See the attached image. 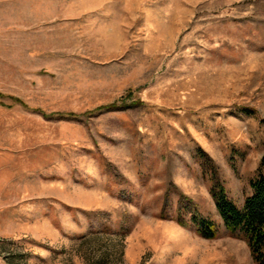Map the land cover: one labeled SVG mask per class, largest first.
Segmentation results:
<instances>
[{"label":"rangeland","instance_id":"374dc122","mask_svg":"<svg viewBox=\"0 0 264 264\" xmlns=\"http://www.w3.org/2000/svg\"><path fill=\"white\" fill-rule=\"evenodd\" d=\"M263 119L264 0H0V264H256L196 149L241 204Z\"/></svg>","mask_w":264,"mask_h":264},{"label":"trees","instance_id":"16d2710c","mask_svg":"<svg viewBox=\"0 0 264 264\" xmlns=\"http://www.w3.org/2000/svg\"><path fill=\"white\" fill-rule=\"evenodd\" d=\"M140 102V101H138ZM138 102H135L137 104ZM116 105L101 106V109L114 108ZM246 114L254 112L249 108H244ZM64 115H60L62 117ZM264 122V119H263ZM196 155L201 160L203 173L209 176L211 182L210 193L214 200L216 211L220 216L225 228L232 234L242 236L248 247L250 254L256 264H264V155L261 158L258 174L250 179L249 186L251 192L244 198L241 204L232 200L219 175L218 168L213 159L201 147L196 149ZM169 195H166L162 216L168 207ZM179 225L183 227H193L203 238L213 239L218 234V227L214 221L202 217L196 211L194 202L185 195H181L178 201ZM182 212L190 213L189 220L182 217ZM182 215V216H181Z\"/></svg>","mask_w":264,"mask_h":264}]
</instances>
